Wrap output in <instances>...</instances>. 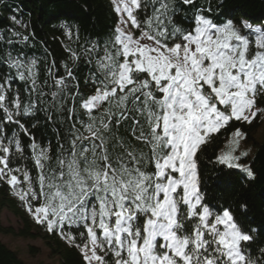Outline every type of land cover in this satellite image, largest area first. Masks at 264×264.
Here are the masks:
<instances>
[{
  "label": "snow or ice",
  "instance_id": "snow-or-ice-1",
  "mask_svg": "<svg viewBox=\"0 0 264 264\" xmlns=\"http://www.w3.org/2000/svg\"><path fill=\"white\" fill-rule=\"evenodd\" d=\"M181 2L193 9L187 27L174 22L175 0H112V34L60 66L53 59L43 82L36 58H2L0 182L82 264H264V248L250 252L256 229L205 203L198 167L215 134L264 116V25ZM81 59L93 69L87 96L75 75ZM41 112L64 127L55 152L30 131ZM244 137L237 128L215 159L254 178L240 163L248 153L235 154Z\"/></svg>",
  "mask_w": 264,
  "mask_h": 264
},
{
  "label": "trees",
  "instance_id": "trees-1",
  "mask_svg": "<svg viewBox=\"0 0 264 264\" xmlns=\"http://www.w3.org/2000/svg\"><path fill=\"white\" fill-rule=\"evenodd\" d=\"M211 6L214 16L221 19L231 18L234 21L248 20L252 24L264 23V0H197V6ZM177 15L174 22L179 26L187 27L193 9L175 0ZM23 20L27 27L15 24L12 16ZM118 20L111 0H0V73L7 71L3 57L8 51L15 55L22 51L30 58L39 61V80L43 82L46 77L45 67L53 59L57 65L69 61L70 51L81 53L83 48L90 46L94 41L101 43L113 31ZM13 32L28 35L29 40L22 42L19 37L12 36ZM58 32L63 38L65 51L58 48L53 41L52 34ZM14 41V47L7 44V40ZM92 67L84 60L78 62L75 75L80 82V91L87 96L91 89L85 87V81ZM14 71V70H13ZM62 74V68H61ZM50 82V81H49ZM14 87L20 89L23 100L29 99L24 92V82L17 81ZM45 91H48L46 88ZM264 105V99L260 100ZM71 106V104H69ZM66 115V113H65ZM55 118V117H54ZM27 117L25 120L27 121ZM37 120L39 123H37ZM36 124L30 128L37 141L47 144L51 142L53 152L57 145V131L60 137L64 135V127L57 123H50L45 119L43 112L39 113L36 120L28 122ZM237 128L243 130L247 138H251V131L259 123L247 124L235 122ZM13 129H9V133ZM121 134L126 135L124 129ZM27 145L30 140L23 138ZM224 143V137L211 138L198 153V167L201 173V191L205 203L213 206L218 211L229 209L236 221L247 230L256 229L255 243L250 245L253 256L259 255V248H264V139L256 146L255 152L249 161V166L254 172V178L248 177L241 169L228 168L216 162V156ZM8 185L0 182V206L8 205L13 212L23 220V227L19 231L23 236H35L32 222L7 192ZM0 230L11 232L10 228L0 224ZM47 242L60 258L59 264H82L79 250L70 246L56 233H47ZM0 264H25L17 252L0 239Z\"/></svg>",
  "mask_w": 264,
  "mask_h": 264
},
{
  "label": "rangeland",
  "instance_id": "rangeland-1",
  "mask_svg": "<svg viewBox=\"0 0 264 264\" xmlns=\"http://www.w3.org/2000/svg\"><path fill=\"white\" fill-rule=\"evenodd\" d=\"M21 21L23 22V24L27 25L26 22H24L23 20ZM253 25L261 26L264 25V23H258ZM52 36L56 46L65 51L63 38L61 37V35L58 32H54ZM255 122H258L259 126L255 130L251 131L250 135L252 139L247 138L245 134V137L240 139L239 146L236 149L235 154L237 155L241 152L248 153L247 156L241 157L240 163L244 165H249V161L255 152L256 146L264 139V116H258V118L254 119L251 124ZM236 129L237 127L235 125V122H233L229 127H227V129H222L220 133L214 135V137H224V143L222 148L219 150V154L222 151L228 150L227 142L231 138V133H233ZM241 131L245 133L243 130ZM199 175L200 179H202L200 172ZM7 192L8 195L13 200H15L16 204L24 210V213L29 216L32 222V230L35 232L36 235H20L19 231L23 227V220L21 219V217L17 216L13 212L10 206L4 205L3 207L0 206V224L3 227L10 228L11 232L0 230V239L4 243H6L10 248L14 249L19 255V257L25 262V264H59V256L54 253L53 247L50 246L47 242V229L43 225L38 224L32 218V216L25 210L24 206L19 201V199L15 197V195L12 193L9 186L7 188Z\"/></svg>",
  "mask_w": 264,
  "mask_h": 264
}]
</instances>
